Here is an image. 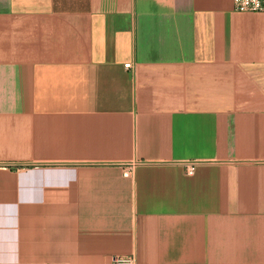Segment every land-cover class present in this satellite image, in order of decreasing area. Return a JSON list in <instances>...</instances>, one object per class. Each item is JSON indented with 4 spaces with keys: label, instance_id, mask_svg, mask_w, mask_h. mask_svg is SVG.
Listing matches in <instances>:
<instances>
[{
    "label": "crops",
    "instance_id": "0c3cea01",
    "mask_svg": "<svg viewBox=\"0 0 264 264\" xmlns=\"http://www.w3.org/2000/svg\"><path fill=\"white\" fill-rule=\"evenodd\" d=\"M118 257L264 264V12L0 0V264Z\"/></svg>",
    "mask_w": 264,
    "mask_h": 264
},
{
    "label": "built area",
    "instance_id": "2783aa9c",
    "mask_svg": "<svg viewBox=\"0 0 264 264\" xmlns=\"http://www.w3.org/2000/svg\"><path fill=\"white\" fill-rule=\"evenodd\" d=\"M234 7L237 11H242V12H247V11L264 12V0H234ZM127 67H130V64H128ZM131 173H132L131 167L124 172V174L127 176H129ZM116 263L133 264V258L118 257L116 258Z\"/></svg>",
    "mask_w": 264,
    "mask_h": 264
}]
</instances>
